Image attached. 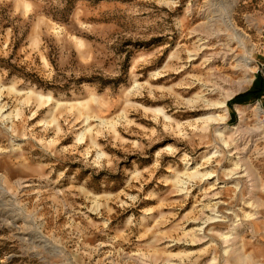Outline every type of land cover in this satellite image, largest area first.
I'll return each instance as SVG.
<instances>
[{"label":"rangeland","instance_id":"rangeland-1","mask_svg":"<svg viewBox=\"0 0 264 264\" xmlns=\"http://www.w3.org/2000/svg\"><path fill=\"white\" fill-rule=\"evenodd\" d=\"M263 74L264 0H0V264H264Z\"/></svg>","mask_w":264,"mask_h":264},{"label":"bare ground","instance_id":"bare-ground-1","mask_svg":"<svg viewBox=\"0 0 264 264\" xmlns=\"http://www.w3.org/2000/svg\"><path fill=\"white\" fill-rule=\"evenodd\" d=\"M225 25H226L228 31L232 32V35L234 36V38H235V37H238L237 29H236L235 24L233 23V21H232L231 19L226 20ZM248 62H249V61H248ZM247 65H248V64H247ZM243 88H244V87L241 86L240 89H239V92L242 91ZM205 96H206V95H205ZM230 97H231V96H230ZM39 98H40L42 101L44 100V98L47 99L48 103L54 101L52 97H48V98H46V97H43V96H39ZM231 99H232V98H231ZM45 101H46V100H45ZM228 101H230V99H229ZM3 113H4V112H3ZM4 114H5V113H4ZM20 116H21L20 111H17L16 114H14V113L7 114L6 116H4L3 122H4V123H5V122H8V123H9V122H12L14 119H19ZM219 121H223L222 119H220V116H217V117H208L207 120H206V124L208 125V124H212V123H217V122H219ZM224 133H225V132H224ZM224 133L219 132V133H218V136L223 137V136H224Z\"/></svg>","mask_w":264,"mask_h":264},{"label":"trees","instance_id":"trees-1","mask_svg":"<svg viewBox=\"0 0 264 264\" xmlns=\"http://www.w3.org/2000/svg\"><path fill=\"white\" fill-rule=\"evenodd\" d=\"M263 88H261L260 90H258L254 96H258L259 94L261 95V93L263 92L262 90ZM238 100V99H237ZM239 100H241V97L239 98Z\"/></svg>","mask_w":264,"mask_h":264},{"label":"crops","instance_id":"crops-1","mask_svg":"<svg viewBox=\"0 0 264 264\" xmlns=\"http://www.w3.org/2000/svg\"><path fill=\"white\" fill-rule=\"evenodd\" d=\"M262 83L264 84V74H263V78L261 79Z\"/></svg>","mask_w":264,"mask_h":264}]
</instances>
